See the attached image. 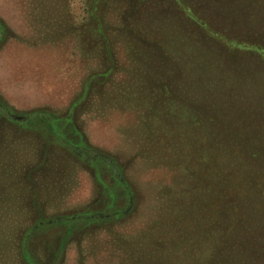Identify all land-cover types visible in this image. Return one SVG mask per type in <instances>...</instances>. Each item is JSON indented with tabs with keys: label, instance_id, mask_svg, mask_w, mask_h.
<instances>
[{
	"label": "rangeland",
	"instance_id": "obj_1",
	"mask_svg": "<svg viewBox=\"0 0 264 264\" xmlns=\"http://www.w3.org/2000/svg\"><path fill=\"white\" fill-rule=\"evenodd\" d=\"M0 21V94L71 111L100 152L9 130L0 264H212L228 221L252 230L214 264H264V0H0Z\"/></svg>",
	"mask_w": 264,
	"mask_h": 264
},
{
	"label": "trees",
	"instance_id": "obj_2",
	"mask_svg": "<svg viewBox=\"0 0 264 264\" xmlns=\"http://www.w3.org/2000/svg\"><path fill=\"white\" fill-rule=\"evenodd\" d=\"M191 12L192 13H188L187 15L189 16V18L191 20H195V22H196L197 16H195L193 14V11H191ZM199 21L202 23L201 20H199ZM202 27L206 28V26L204 24L202 25ZM8 35H9V33L6 29V26L4 25V23H2L0 21V45L6 40ZM219 40H222L223 42H225V40L223 38L219 39V37H217L216 41H219ZM106 45L109 46L108 41H107ZM226 48H230V47L229 46L226 47L225 43H224V45H221L220 47H217L214 50L219 53V50L224 51V50H226ZM107 49H109V47H107ZM242 50L247 51L245 49H242L240 47L235 46V49H233L232 53L235 54L237 51L239 52ZM248 51H253L254 53H256V50L248 49ZM206 52H209V51H206ZM210 53H211V51H210ZM106 54H109V50H108V52H106ZM110 70H112V68H110ZM145 100H146L145 102H151L152 103L151 105L146 103V109H145V111L147 112L146 114H148V112L150 111V109H149L150 106L153 109L152 113H154V116H157L158 114H160V111H161L160 108L154 107L157 105L153 104L156 101H154V100L150 101L148 98H146ZM164 100H165V97H164ZM78 101H80V99H78ZM75 102H76V99H74L73 102L71 103V105L69 106L70 109L73 108L71 106H73ZM157 103L159 104L158 101H157ZM70 114H72L71 111H68L65 115H62V114L56 112L55 110H52V109L50 110L47 108H40V107L31 109L28 111H19V110H16L11 105H9L2 97H0V117L4 118V120H2V119L0 120V142H2V144L0 145V147H1V149H0V175L5 178V177H7V175L12 174V168L10 170V168L7 167L6 165H12L13 166L14 165L13 162H14L15 157L11 156L12 150H10V148L4 144V140L6 137H8V135L10 133L9 130L11 128L14 130V131L12 130V132L10 133L11 136L15 133L19 134V133H26V132L29 135L28 134H23V135H27L31 139H34L35 137L38 138V134L40 135L39 137H41L42 139H46V137L49 138V136H54L56 138V140L58 139L57 141L60 143L66 141L67 145H65V147L71 152L76 151V146L79 144L77 142L82 141L83 147L80 150L81 151L80 153H82V154H80V157L82 155V157H85L88 160H90V156H93V157L100 156L99 150L97 151L93 147L88 145L82 139V137L79 135V133H78V137H80L81 141H76V138L70 137L71 133L76 134L77 130L79 131V129H77L75 127V125H73V123L71 122V120H70L71 115ZM150 119H153V118L150 117L147 122H149ZM38 129H39V131L41 130L42 132L41 133L39 132L37 134L36 130H38ZM15 135H17V134H15ZM3 138H4V140H3ZM6 151H8V152L10 151V153H9L10 155H6L4 153ZM92 159L96 160V158H92ZM101 160H103V159L101 158ZM103 161H105V160H103ZM96 177H97V175H96ZM242 179L244 180L243 177H242ZM209 184H211V183H209ZM225 187L226 188L222 187V190H224L223 192H221L222 198L221 199H214L215 201L213 203L216 204L217 207H219L218 205H220L221 208H224L225 204L222 203V201L226 203V201H224V200L230 201V199L234 197V194L233 195L228 194L227 186H225ZM234 198H236V197H234ZM233 202L236 203V199H234ZM230 203H232V202H230ZM104 216H106V214L99 215V216H93V217H94V219H97L99 217L101 218ZM224 219H227V217H225ZM240 220L242 222H245L244 219H242V217ZM230 222L231 221H228L225 224L226 228L215 229V227H211V228L207 229L209 235H215L217 237V240L214 241L215 245H213L212 250L210 249V252H209V261L212 264H214L216 260L221 261V259H219L221 256H224L225 259L229 258V256L227 254L229 253L228 247H230V243L232 242V240H231L232 234L234 235L233 241L236 244V249H235L234 255H239V253H241L243 250V243L241 242V240H245V239L241 238L239 235H236L237 234L236 232H239L238 229H240L242 233L245 230H248V231L252 230L250 228V224L244 225L241 222V224H242L241 226H239V227L235 226V228H234V227L228 226L230 224ZM204 232H206V231H204ZM22 243H23V241H22ZM232 256H230V257H232ZM29 260L31 263L36 264L34 262V260L31 259L30 257H29Z\"/></svg>",
	"mask_w": 264,
	"mask_h": 264
},
{
	"label": "crops",
	"instance_id": "obj_3",
	"mask_svg": "<svg viewBox=\"0 0 264 264\" xmlns=\"http://www.w3.org/2000/svg\"><path fill=\"white\" fill-rule=\"evenodd\" d=\"M0 97H2L5 101L7 100V99H5L1 94H0ZM8 101V100H7ZM6 101V102H7ZM8 103V102H7ZM9 105H11L10 103H8ZM12 106V105H11ZM13 107V106H12Z\"/></svg>",
	"mask_w": 264,
	"mask_h": 264
}]
</instances>
